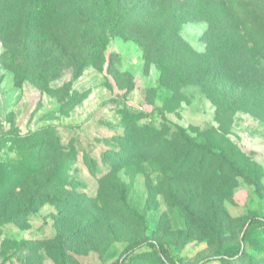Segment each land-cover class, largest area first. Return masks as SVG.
I'll return each mask as SVG.
<instances>
[{"label": "rangeland", "instance_id": "1", "mask_svg": "<svg viewBox=\"0 0 264 264\" xmlns=\"http://www.w3.org/2000/svg\"><path fill=\"white\" fill-rule=\"evenodd\" d=\"M57 1L0 0V264H264V0Z\"/></svg>", "mask_w": 264, "mask_h": 264}, {"label": "trees", "instance_id": "2", "mask_svg": "<svg viewBox=\"0 0 264 264\" xmlns=\"http://www.w3.org/2000/svg\"><path fill=\"white\" fill-rule=\"evenodd\" d=\"M18 1H20V3H18ZM74 1L75 0H69V4L76 3ZM83 1L84 0H82V2L80 4H82ZM108 1L109 0H102V9L107 7ZM57 2H58L57 0H22V1L17 0L15 8L18 9V14H14L15 18L19 19L22 16V17H26L27 21H37L40 16H43V14L53 15L54 13L58 12L60 9ZM116 2H119V0H116ZM18 4H20V5H18ZM102 9L97 7L96 10H97V12H100ZM132 9L133 8H131V7L125 8L124 12H126V13L131 12ZM13 10H15V9H13ZM103 12L104 11H102L101 13H103ZM36 24L41 25L39 22H36ZM176 40L178 41L179 38L178 39L176 38ZM178 45L181 46L183 44H181L178 41ZM160 141H164V140L161 139V137H151L150 135H147V134H139L137 136L136 144L140 145L141 147H143V146L147 147V151H145V152L142 151V156H144V158H146L148 160H155L159 156L162 169L166 170V171H170V170H172V167L170 165L175 160L174 159L167 160L168 156L174 155L175 157H178V154H175V152L171 150V147L168 146V144H166L167 142L165 143V141H164L163 143H159ZM153 145H154V149H152L153 153H150V150H151ZM136 158H139V156L134 157L133 159H136ZM130 160H131V157L129 158L128 161L124 160V162L127 163ZM51 200H53L52 197L47 196L43 200V202L51 201ZM30 202L31 201L29 200L28 204H31ZM257 220L258 219L256 218V215H254V214H251L248 216V220L243 224V226L239 230V236H240L241 243L243 241L245 227H247L251 223L256 222ZM144 244H148L149 246L154 247V249L157 250V252L160 254V258L162 260H163V258H165L163 246L161 244L153 245L150 242L137 243V244H134L132 246L127 247L126 250L123 252V256L135 251L136 249L140 248ZM240 253H241L240 250L236 253H230V252L224 251L222 249H218L216 251V253L213 255L212 259H218L220 261L232 260V259L236 258L237 256H239Z\"/></svg>", "mask_w": 264, "mask_h": 264}]
</instances>
